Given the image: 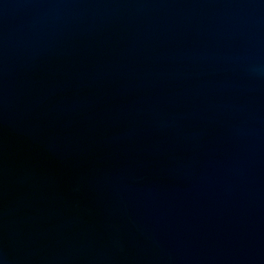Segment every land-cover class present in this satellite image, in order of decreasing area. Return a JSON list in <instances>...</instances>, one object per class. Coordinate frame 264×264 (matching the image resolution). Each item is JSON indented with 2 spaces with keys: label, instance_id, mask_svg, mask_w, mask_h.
<instances>
[{
  "label": "water",
  "instance_id": "obj_1",
  "mask_svg": "<svg viewBox=\"0 0 264 264\" xmlns=\"http://www.w3.org/2000/svg\"><path fill=\"white\" fill-rule=\"evenodd\" d=\"M0 264H264V0H0Z\"/></svg>",
  "mask_w": 264,
  "mask_h": 264
}]
</instances>
